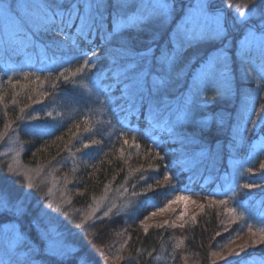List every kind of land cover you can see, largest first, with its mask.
<instances>
[{"label":"trees","instance_id":"obj_1","mask_svg":"<svg viewBox=\"0 0 264 264\" xmlns=\"http://www.w3.org/2000/svg\"><path fill=\"white\" fill-rule=\"evenodd\" d=\"M221 1L229 9L237 2L248 3ZM86 2L63 0L62 6L67 10L75 4L80 15H87ZM95 3L100 5L101 32L78 36L79 49H73L63 34L37 32L35 42L27 46L19 45L12 33L0 51V186L15 197L24 190L21 181L25 184L22 176L8 174V160L1 153L3 135L20 127L34 108L72 92L88 76L101 88L116 133L110 137L93 134L91 125L78 115L66 114L47 132L28 135L21 130L22 160L38 166L60 160L68 152H81L84 159L72 175L75 201L90 203L116 189L123 196H135L137 203L82 227L77 220L67 219L64 229L78 248L63 263L33 247L32 241L19 245L27 255L5 256L0 241V264H25L29 259L32 264H77L84 255L91 264H225L226 258L231 260V254L245 245L246 251L234 264L247 260L264 264V244L253 243L264 232V122L258 120L264 109V49L248 46L245 50L228 22L222 40L205 34L204 39L177 47L171 35L186 14L184 0H176L170 21L156 8L146 7L144 0ZM92 12L96 14V9ZM141 13H146L142 21L128 24ZM78 24L76 19L66 32L74 34ZM101 35L106 37L103 42ZM227 40L228 91L212 88L198 99L195 94L189 96L199 67ZM149 48L151 52L146 51ZM162 48L175 57L166 74L160 73L156 63ZM84 51L90 66L77 72L84 64ZM133 62L135 70H127ZM141 72L147 74L143 100L137 96L133 102L122 90ZM161 75L166 81L161 93L164 107L154 118L149 87ZM185 100L191 104V113L177 122V109ZM247 119L252 122L246 123ZM93 139L100 143L92 145ZM85 143L90 146L84 148ZM245 184L254 186L245 188ZM177 196L187 199L171 209ZM28 207L21 219L0 215V228L5 222L18 221L29 239L36 240V209L32 203Z\"/></svg>","mask_w":264,"mask_h":264},{"label":"rangeland","instance_id":"obj_2","mask_svg":"<svg viewBox=\"0 0 264 264\" xmlns=\"http://www.w3.org/2000/svg\"><path fill=\"white\" fill-rule=\"evenodd\" d=\"M42 0H7L12 4L13 11L11 13L12 18L8 16L0 15V51L5 49L6 42L10 39L9 36L17 31L18 21H27L29 15L33 11L25 5L38 4ZM146 7L158 8L161 0H144ZM179 1V0H178ZM186 3V14L182 17L175 30L172 32V38L177 47L182 43L188 42L187 34L189 32L203 33L204 35L212 36L215 39H221L215 35V29L217 27V18L227 29L226 23L230 25L231 30L235 33V37L239 40L240 44H244L248 27L240 23L236 19V11L243 10L241 5L247 3L237 2L231 6V9L224 3V1L218 2L217 0H210V8L207 16H194L191 21L187 19V13L189 7L193 5L196 0H184ZM148 9V8H147ZM19 11V13H16ZM174 11H171L166 16L161 15L166 21H170ZM146 13H141L135 17L134 20L127 21L129 25H133V22L142 21ZM247 27V28H246ZM2 28V29H1ZM202 36H194L190 41L197 39H204ZM227 35V34H226ZM226 35H223L226 36ZM259 35V33H257ZM14 39V38H13ZM222 40V39H221ZM248 46L253 49L263 50L259 40L252 41ZM228 47L230 43L227 40L223 43V46L216 51L210 53L203 64L199 67L195 73L191 84L189 86L188 95H196V99L203 96L212 88L221 89L225 91L226 86L231 82L229 70L227 68V78L222 75V71H225L226 60L228 57ZM169 53V52H168ZM172 55V53H169ZM209 57H219L215 61V73L220 68L222 69L217 74L212 75L206 71L205 63ZM29 65H33V62L27 59L25 61ZM219 63H223L220 66ZM79 87L72 92H64L56 96L50 104L44 106L39 105V109H33L30 113L26 114L20 123V127L10 129L5 133V137L2 142L1 153L8 160V165H11L17 172L23 173L21 175L25 181V185L28 179H31L35 188L28 190L24 187L23 192L28 193L26 196V203H32L35 207V230L38 235L36 240L29 239V234L22 228L18 221L11 220L5 222L0 228V241L4 242V254L5 256L13 255L17 252L27 255V251L19 249V245L23 241H32L33 247L39 251L45 253L48 256L53 257L56 261L65 262L69 258L75 255L77 245L71 241L66 229L67 219L77 220L79 225H83L95 218L106 217L104 213L111 208L112 213L124 211L132 208L137 202L136 197L123 196L125 193L115 192L116 189H112L97 198L93 199L90 203L84 204L83 199L75 201L72 198L74 192L73 173L78 169L79 165L83 161V153L68 152L63 155L61 159H57L52 163H46L38 166H30L22 160V148L24 142L21 140V130L28 135L40 134L49 131L58 121L66 116L78 115L82 121L91 125L93 134L100 136L110 137L114 132L116 133V123L109 118L108 110L106 106L105 98L101 92V88L98 82L90 77H83L80 81ZM44 108V110H43ZM77 116V117H78ZM94 136V135H93ZM81 144V142H80ZM82 146V145H81ZM41 185V187H39ZM51 202L53 208L47 212L41 211L45 208L46 204ZM180 200H177L170 208L174 209ZM59 207L60 211H56ZM77 223V222H76ZM53 251L56 252L53 255ZM39 264V263H36ZM243 264H255L254 261H245Z\"/></svg>","mask_w":264,"mask_h":264},{"label":"snow or ice","instance_id":"obj_3","mask_svg":"<svg viewBox=\"0 0 264 264\" xmlns=\"http://www.w3.org/2000/svg\"><path fill=\"white\" fill-rule=\"evenodd\" d=\"M63 0H42L41 3L25 5V7L32 9L33 11L29 15L27 21H18L17 22V31L13 33V38L15 41L21 46H27V44L35 42L36 33L39 32L41 34L47 33H57L63 34L66 39L71 40V47L73 49H79V45L77 43V37L83 36L87 38L89 35H96L101 32L100 27V17H99V4L95 3V0H87L84 7L88 9L87 15H80L79 8L77 5L73 4L71 8L64 9L62 6ZM176 0H161L158 5L157 12L160 15L166 16L171 11L175 9ZM119 7L120 5H115ZM210 0H196V2L189 7V11L187 13V19L191 21L194 16H207L208 10L210 8ZM93 8L96 9V14H93ZM240 8L243 10L236 11V19L239 20L240 23L245 24L248 27L247 36L243 47L247 50L248 45L252 41L259 40L264 46V0H248L246 5H241ZM13 11L12 4L8 3L7 0H0V15L8 16L12 18L11 13ZM76 19H79V24L76 25V32L74 34H69L66 32V29H70L75 24ZM259 33V35H257ZM227 34V29L220 22L219 18H217V27L215 29V35L217 37L223 38V35ZM201 33L189 32L188 42L194 36H202ZM106 39L105 36L101 35V41L103 42ZM95 50H93L94 52ZM147 52H151L152 49L149 48L146 50ZM82 55L86 57L84 59V64L77 68V72H82L86 67L90 66V61L87 58V51L82 52ZM219 59V57H209V59L205 63L206 71L209 74L215 75V61ZM227 58L225 57V60ZM175 57L170 55L166 49H161L160 55L156 57V63L160 73L166 74L168 68L173 65ZM137 65L133 63H129L127 65V70L134 71ZM225 71L222 75L227 78V65L224 66ZM75 74V73H74ZM264 78V77H262ZM10 79V78H9ZM147 83V74L141 72L132 77L131 82L125 85V89L122 90L127 98L131 101H135L136 97L139 96L141 101L143 100V89ZM166 87V81L163 78V75L154 77L149 87V95L154 103V111L153 116L156 118L160 112V109L164 107V100L161 93L164 91ZM228 90L225 89V92ZM143 107V104H141ZM23 111V109L21 110ZM191 113V104L189 101L185 100L180 108L177 109L176 121L178 122L184 116L190 115ZM258 120L260 122H264V109L258 114ZM246 123H251L250 119L245 121ZM175 127V122H173L172 126L169 127V131L171 132ZM100 142L93 139L91 141L92 145H98ZM125 144L128 143L127 140L124 141ZM90 145L85 143L83 145L84 148H88ZM79 151V149H78ZM159 156V153H157ZM7 171L9 175L21 176L23 173L17 172L11 165H7ZM261 168L264 169V164L261 165ZM142 179L144 177H141ZM166 180H171L170 175L165 176ZM253 184H245L243 187L251 188ZM21 187H26L28 190L34 189L35 184L31 179L27 180L26 185L23 181H21ZM151 188V185H149ZM28 193L22 192L20 195L13 197V194L8 192L5 188L0 186V215L11 214L16 219H21L29 212L28 204L26 203V196ZM187 197L177 196L176 200H184ZM175 201H169V204L174 203ZM221 204L225 203V201H220ZM53 205L51 202L46 204L45 208L41 211L47 212L51 210ZM164 209H161L163 211ZM56 211H60L59 207L56 208ZM112 211L109 208L104 215L108 216V214ZM234 211V209L232 210ZM156 213H152L155 215ZM183 215V214H181ZM83 225H78V227H82ZM253 243L264 244V232L261 233V238L258 241H253ZM248 246L245 245L240 248L239 251L232 253V259L228 260L226 258L225 264H234L235 260L240 258L241 253L246 251ZM56 252L53 251V255ZM25 264H32V260L29 259L25 262ZM77 264H91V261L88 259L87 255L80 256L78 258Z\"/></svg>","mask_w":264,"mask_h":264},{"label":"bare ground","instance_id":"obj_4","mask_svg":"<svg viewBox=\"0 0 264 264\" xmlns=\"http://www.w3.org/2000/svg\"><path fill=\"white\" fill-rule=\"evenodd\" d=\"M4 135H5V134H4ZM4 135H3V139H4V137L6 136V135H5V136H4Z\"/></svg>","mask_w":264,"mask_h":264}]
</instances>
